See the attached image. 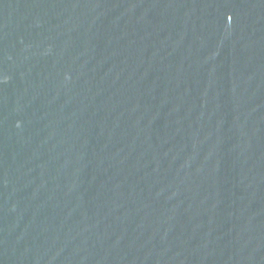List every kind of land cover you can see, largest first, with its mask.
Masks as SVG:
<instances>
[{
    "label": "water",
    "instance_id": "obj_1",
    "mask_svg": "<svg viewBox=\"0 0 264 264\" xmlns=\"http://www.w3.org/2000/svg\"><path fill=\"white\" fill-rule=\"evenodd\" d=\"M0 264H264V0H0Z\"/></svg>",
    "mask_w": 264,
    "mask_h": 264
}]
</instances>
